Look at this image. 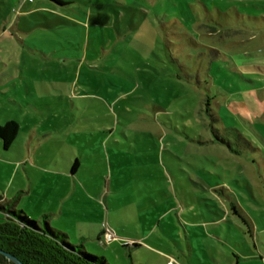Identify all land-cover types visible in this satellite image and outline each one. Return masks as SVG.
<instances>
[{
    "label": "rangeland",
    "instance_id": "obj_1",
    "mask_svg": "<svg viewBox=\"0 0 264 264\" xmlns=\"http://www.w3.org/2000/svg\"><path fill=\"white\" fill-rule=\"evenodd\" d=\"M65 1L0 0L2 201L110 264H264V0Z\"/></svg>",
    "mask_w": 264,
    "mask_h": 264
},
{
    "label": "trees",
    "instance_id": "obj_2",
    "mask_svg": "<svg viewBox=\"0 0 264 264\" xmlns=\"http://www.w3.org/2000/svg\"><path fill=\"white\" fill-rule=\"evenodd\" d=\"M55 1L61 5L72 3L65 0ZM255 7L263 8L257 5ZM18 132L19 124L14 120L0 125V138L6 149L11 147ZM213 132L215 141L234 149L230 140L220 137L218 129H214ZM234 139L242 141L240 134H236ZM80 166L81 163L76 158L70 172L78 173ZM2 199L0 197V248L14 254L24 264H110L104 256H96L84 243L72 240L66 232L52 226L47 216H44V220L31 218L24 210L17 209L10 201ZM137 245L134 243V246ZM0 264L14 263L9 262L0 253Z\"/></svg>",
    "mask_w": 264,
    "mask_h": 264
},
{
    "label": "crops",
    "instance_id": "obj_3",
    "mask_svg": "<svg viewBox=\"0 0 264 264\" xmlns=\"http://www.w3.org/2000/svg\"><path fill=\"white\" fill-rule=\"evenodd\" d=\"M71 173V172H70ZM79 173V172H78ZM75 174H77V172H75V173H71V176H74ZM23 210V209H22ZM25 212V211H24ZM26 213V212H25ZM46 216V215H45ZM43 218H44V216H43ZM48 218V217H47ZM49 219V218H48ZM50 222V221H49ZM50 224L52 225V223L50 222ZM58 229H60V228H58ZM61 230V229H60ZM253 230V229H252ZM63 231V230H62ZM65 232V231H64ZM93 234H91V235H95V236H93V237H96V239H98V240H103V234H102V232H103V230H102V228H101V225H100V228H99V230H93ZM68 235H69V237L71 238L72 237V235H70V233L69 232H66ZM81 239H82V237L80 238H75V240L74 241H76V242H78V243H86V242H84V241H81ZM83 239H86V237H83ZM85 246H86V244H85ZM86 248H87V246H86ZM88 249V248H87ZM253 258H258L257 256H252ZM260 259H262L261 257H260ZM262 260H264V259H262ZM170 264V263H169Z\"/></svg>",
    "mask_w": 264,
    "mask_h": 264
},
{
    "label": "built area",
    "instance_id": "obj_4",
    "mask_svg": "<svg viewBox=\"0 0 264 264\" xmlns=\"http://www.w3.org/2000/svg\"><path fill=\"white\" fill-rule=\"evenodd\" d=\"M29 1H33V0H29ZM102 230H103L102 234L104 241L111 242L118 239V237L114 234L112 229L108 226V223H103Z\"/></svg>",
    "mask_w": 264,
    "mask_h": 264
},
{
    "label": "water",
    "instance_id": "obj_5",
    "mask_svg": "<svg viewBox=\"0 0 264 264\" xmlns=\"http://www.w3.org/2000/svg\"><path fill=\"white\" fill-rule=\"evenodd\" d=\"M0 253L3 254L8 261L14 264H24L17 256L8 251L3 250L2 248H0Z\"/></svg>",
    "mask_w": 264,
    "mask_h": 264
},
{
    "label": "flooded vegetation",
    "instance_id": "obj_6",
    "mask_svg": "<svg viewBox=\"0 0 264 264\" xmlns=\"http://www.w3.org/2000/svg\"><path fill=\"white\" fill-rule=\"evenodd\" d=\"M10 262V261H9ZM12 263V262H11Z\"/></svg>",
    "mask_w": 264,
    "mask_h": 264
}]
</instances>
